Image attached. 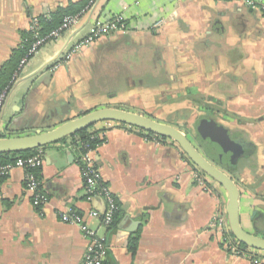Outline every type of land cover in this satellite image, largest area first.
Segmentation results:
<instances>
[{"label":"crops","instance_id":"0c3cea01","mask_svg":"<svg viewBox=\"0 0 264 264\" xmlns=\"http://www.w3.org/2000/svg\"><path fill=\"white\" fill-rule=\"evenodd\" d=\"M80 1L0 0V68L32 19ZM260 5L264 0H94L75 28L46 44L16 75L0 111V139L45 132L104 108L167 125L149 115L192 111L195 123L210 118L244 147L227 172L240 193L241 228L264 238ZM114 17L124 19L127 33L102 37L49 70L95 23ZM93 131L101 143L91 158L118 206L108 228L87 221L104 239L105 264H251L225 251L209 230L211 216L218 209L225 214L226 194L203 174L200 186L194 180L200 171L176 144L113 122L98 123ZM71 142L69 137L36 151L43 156L38 171L48 198L43 207L32 205L21 169L0 179V264L82 262L86 239L59 214L68 209L102 214L105 208L99 200L86 201Z\"/></svg>","mask_w":264,"mask_h":264},{"label":"built area","instance_id":"2783aa9c","mask_svg":"<svg viewBox=\"0 0 264 264\" xmlns=\"http://www.w3.org/2000/svg\"><path fill=\"white\" fill-rule=\"evenodd\" d=\"M94 0L90 1L89 6L77 15L65 16L62 19L60 26L50 32L45 38H40L38 35L37 21H30L28 31L32 35L33 43L25 57L19 63V68L23 69L29 61L38 54L46 44L58 41L62 35L71 29L75 28L81 18L88 12ZM259 12L264 15V5L258 7ZM112 33H127V25L122 17L110 18L106 22L95 23L89 30L87 36L83 39L70 45L49 67L50 71H56L61 66L66 64L70 59L77 54L81 49L86 48L96 42L98 39L108 36ZM3 94L0 97V111L4 103ZM94 150L89 145L83 146V151L80 155V168L83 187L85 191L86 201L99 200L104 205V212L100 214L97 211L91 210L85 215L77 213L73 209H68L59 214L60 221L64 224L76 225L86 239L87 247L84 258L80 264H105L106 245L104 239L100 237L94 229H91L88 220H98L100 224L108 228L112 225L113 219L118 211V206L112 194L106 185L101 181L95 161L91 158V153ZM43 165V156L41 152H36L32 156L21 158L17 157L14 162L0 164V179L8 178L10 173L15 169H21L24 172V187L31 195V203L35 208H41L46 205L48 198L42 189L41 180H38L30 170L40 169ZM194 180L200 185H205L202 174L195 173ZM209 230L214 232L220 240V244L230 255L235 257H243L248 259L249 254L262 255L248 249L243 252L239 248V243L230 237L229 227L226 215L222 210L218 209L210 218L208 224ZM264 254V253H263ZM264 256V255H263ZM249 260V259H248ZM259 264H264V257L260 259Z\"/></svg>","mask_w":264,"mask_h":264},{"label":"water","instance_id":"95a60500","mask_svg":"<svg viewBox=\"0 0 264 264\" xmlns=\"http://www.w3.org/2000/svg\"><path fill=\"white\" fill-rule=\"evenodd\" d=\"M101 122H113L138 129L155 137L172 141L178 146L186 158L207 178L219 185L226 194L225 215L230 234L236 242L248 249L264 253V238L245 232L239 218V190L231 175L209 160L199 151L192 141L177 128L160 123L141 114L123 109L104 108L81 115L64 122L45 132L33 135L0 139V155L18 154L58 143L77 133L89 129ZM197 132L201 138L219 149L222 155L230 157L231 164L239 157L236 150L241 149L239 142L230 140L227 131L210 118L198 121Z\"/></svg>","mask_w":264,"mask_h":264},{"label":"trees","instance_id":"16d2710c","mask_svg":"<svg viewBox=\"0 0 264 264\" xmlns=\"http://www.w3.org/2000/svg\"><path fill=\"white\" fill-rule=\"evenodd\" d=\"M90 1L92 0H81L80 2L76 4H70L66 9H59L56 12L48 14L44 17L35 18V20L37 21V26H38V35L40 36V38H45L50 32L57 29L60 26L62 19L65 16L77 15L81 11L86 9ZM32 43H33V40H32L31 33L29 31L25 32L23 34L20 46H18V48L12 53L11 58L0 68V97L3 94L5 95L7 91H9L16 75L21 71V69L19 68V63L22 60V58L26 56ZM91 129L92 127H90L89 129L83 130L71 137V141H72L71 145L79 154V158L77 159V163L79 165H80L79 159L83 151V146L89 145L90 148L94 150L101 143V140L98 137L99 132L98 131L91 132ZM147 135L150 137H155L151 134H147ZM158 138L161 139V137H158ZM37 150L38 149L34 151H28V152H23V153H18V154L0 155V164L12 163L17 157L25 158V157L32 156L33 154H35ZM205 156L209 160L214 158L213 161L212 160L211 161L214 163H217V159L214 156L209 155L208 153H206ZM38 171L39 169L30 170V172H32V174L38 180H40ZM229 235L231 238H233L230 233ZM133 245H134L133 243L130 244L131 247H133ZM239 248L243 252H247L248 250L247 247L241 244H239ZM249 255L250 256L248 259L251 264L260 263L261 257L259 255L257 254H249Z\"/></svg>","mask_w":264,"mask_h":264},{"label":"rangeland","instance_id":"374dc122","mask_svg":"<svg viewBox=\"0 0 264 264\" xmlns=\"http://www.w3.org/2000/svg\"><path fill=\"white\" fill-rule=\"evenodd\" d=\"M173 100L179 101L181 99H178L177 97H175V98H173ZM192 105L193 104H189L190 107H194ZM149 116H152V118H155L156 120L165 121V122H168L169 124L175 126L178 130L183 132L193 142V144L197 148H199L205 152V150H204L205 145L198 142V140L196 138V134H195L196 123L194 122V113L192 111L191 112L189 111V113H187L185 116H181L178 114L165 115V114L160 113V112L152 113Z\"/></svg>","mask_w":264,"mask_h":264},{"label":"flooded vegetation","instance_id":"af4514ba","mask_svg":"<svg viewBox=\"0 0 264 264\" xmlns=\"http://www.w3.org/2000/svg\"><path fill=\"white\" fill-rule=\"evenodd\" d=\"M199 121V120H198ZM198 121L196 123V126H195V134H196V138L198 140V142L202 143L203 145H205V149L206 152L209 154V155H212L214 156L216 159H217V163H215L216 165L220 166L222 169L226 170V171H229L231 170V168H233V164H231V161H230V157L226 156V155H222L219 151V149H217L214 145L210 144L209 142H207V140H204L203 138H201V134L197 132V124H198ZM231 140V139H230ZM236 142H239L238 145L239 148L242 146L240 141H236ZM199 149V148H198ZM200 152H202V154L205 156V152L202 151L201 149H199ZM244 151V147L242 146L241 149L239 150H236L237 153H239V155ZM245 152V151H244ZM213 161V160H212Z\"/></svg>","mask_w":264,"mask_h":264}]
</instances>
